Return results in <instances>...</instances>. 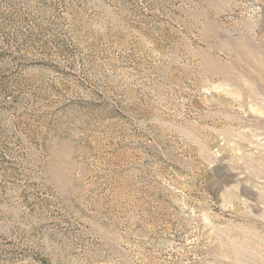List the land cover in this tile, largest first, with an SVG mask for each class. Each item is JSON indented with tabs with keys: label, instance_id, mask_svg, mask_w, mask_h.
<instances>
[{
	"label": "rangeland",
	"instance_id": "rangeland-1",
	"mask_svg": "<svg viewBox=\"0 0 264 264\" xmlns=\"http://www.w3.org/2000/svg\"><path fill=\"white\" fill-rule=\"evenodd\" d=\"M0 264H264V0H0Z\"/></svg>",
	"mask_w": 264,
	"mask_h": 264
}]
</instances>
